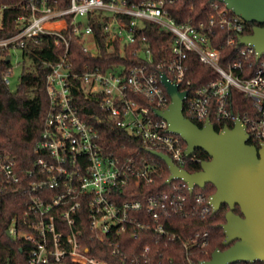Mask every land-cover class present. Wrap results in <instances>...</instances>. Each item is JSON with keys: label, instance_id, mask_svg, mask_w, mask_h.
<instances>
[{"label": "built area", "instance_id": "2783aa9c", "mask_svg": "<svg viewBox=\"0 0 264 264\" xmlns=\"http://www.w3.org/2000/svg\"><path fill=\"white\" fill-rule=\"evenodd\" d=\"M130 2L70 0L68 7L59 8L50 0H21L16 4L21 9L16 33L0 38V66L3 62L10 66L2 77L8 89L15 69L13 52L22 53L28 42L37 43L43 38L53 39L55 47L64 51L58 62L46 64L50 68L46 82L49 107L43 133L35 144L32 166L22 170L9 151L0 150V195L18 188L27 196L25 211L15 215L7 229L10 238L28 248L25 264H120L91 255V247L96 244L128 264H163L152 250V236L175 242L180 238L167 225L171 219L180 215L205 218L213 213L211 197L197 194L189 199L182 188L190 189L181 180L173 181L170 191L145 199H126L134 195V190L154 182L156 166L144 156L123 158L110 149L99 132L79 114L73 95L76 81L86 95L100 97L109 121L135 139L140 152L164 153L180 169L198 159L195 153L191 157L186 155L184 139L169 131L168 122L156 113L165 112L171 104L163 74L180 92L187 93L183 104L186 118L200 127L209 120L214 127H220L217 132L240 120L246 126L248 143L258 148L264 144V55L258 58L254 47L238 45L245 36V21L219 1L212 4L214 15L207 25L210 27L203 22L195 25L193 20L176 23L168 10L173 0ZM8 7H0V27ZM91 18L103 22L109 52L115 51L116 43L122 54L136 46L133 55L142 59L140 64L120 63L107 70L84 64L81 70L74 71L70 58L73 41L83 44L85 54L100 55ZM146 23L174 36L169 56L158 64L141 33ZM213 26L230 31L228 45L238 47V57L228 68L220 65V51L212 47ZM190 53L218 75L217 80L194 93L187 88L190 82L185 86ZM252 59L258 65L252 67L251 76L245 77V63ZM233 90L251 101L250 113L241 117L231 111ZM132 94L149 105L131 99ZM198 239L206 245L208 234L191 238L185 242V249L188 251ZM127 240H146L147 245L129 253ZM169 263L173 264V260ZM188 264H193L190 259Z\"/></svg>", "mask_w": 264, "mask_h": 264}, {"label": "trees", "instance_id": "16d2710c", "mask_svg": "<svg viewBox=\"0 0 264 264\" xmlns=\"http://www.w3.org/2000/svg\"><path fill=\"white\" fill-rule=\"evenodd\" d=\"M20 1L0 0V7L2 5L9 6L3 14L0 38H7L16 33V19L21 13V9L16 4H19ZM50 1L59 8H66L70 4V0ZM141 1L143 0H131L130 3H140ZM213 3V0H173V4L168 6V10L170 16L178 24L193 20L195 25L203 22L207 26L210 25L211 16L214 15ZM91 21L94 24L100 55L94 57L85 54L83 44L79 40L73 41L70 48V58L74 63V71L81 70L84 64H88L92 68L98 66L104 70L120 63H126L129 66L140 64L142 59L133 55L136 46H130L126 53L122 54L118 43H116L115 51L109 52L106 47L107 34L103 22H95L94 18H91ZM255 26L257 24L244 22L243 35H251ZM141 33L152 49L155 64L169 56L168 50L174 41V36L171 33L162 30L153 23H146ZM210 36L212 47L220 51V65L223 68H228L238 57V47L228 45L232 33L219 26H213ZM63 54V49L55 47L54 40L51 38L40 39L37 43L28 42L27 48L22 52L25 64L19 78L20 84L14 93L3 84L2 80L10 66L6 62L0 66V150L9 151L16 158L22 170H27L32 166L35 160V144L40 139L46 123L49 107L46 82L50 73V68L46 67V64H55L62 58ZM187 65L189 70L186 74L185 86H187V82L191 83L187 87L190 93H194L202 86L218 79L217 73L210 67L202 65L193 53L189 54ZM257 65L255 59L246 62L244 66L245 77L251 76L253 74L252 67ZM73 95L79 114L99 132L112 151L123 158L144 156L148 162H152L156 166L157 173L154 175V182L150 185L144 184L141 190H134V195L126 196V199L128 197V199L141 197L145 199V197L172 189L175 182L167 184L170 171L166 163L153 155L152 151L140 152V144L135 139L113 126L109 121L108 112L101 107L100 97L86 95L81 90L79 81L75 82ZM130 98L149 105L146 100L137 95L132 94ZM231 102V111L236 116L242 117L251 112V101L238 90L232 91ZM212 121L214 122L213 118ZM229 127L231 128L232 125L229 124ZM215 129L219 131L220 127L216 124ZM195 156L198 161L187 162L184 166V169L190 173L201 171L202 163L210 160L209 156L201 150L196 151ZM182 189L186 197L191 200L197 194H203L209 198L216 192L212 185H207L204 189L197 188L194 192H190L184 186ZM25 197H27L26 194L18 188H12L4 195H0V264H25L27 260L28 248L25 243L14 240L7 235L11 220L15 215L23 214L25 211ZM228 211L229 208L223 206L218 213H211L205 218L199 215L190 218L180 215L171 219L167 225L173 233L178 234L180 239L175 242H167L162 238L152 236L150 243L154 253H158V260L162 261L163 264H170V259L173 260V264H188V259H190L193 264H201L210 261L212 254L217 249L225 251L228 247L223 244L225 240L223 225L226 223ZM235 212L241 214L240 208L236 207ZM206 233L208 234L206 245L198 239V243L188 251L185 249V242L198 234L203 236ZM126 244V251L130 253L134 248H136L135 251L144 249L147 241L127 240ZM91 255L107 261H119L120 264H128V262H123L112 256L110 251L99 244L91 247ZM255 264H264V262H256Z\"/></svg>", "mask_w": 264, "mask_h": 264}, {"label": "water", "instance_id": "95a60500", "mask_svg": "<svg viewBox=\"0 0 264 264\" xmlns=\"http://www.w3.org/2000/svg\"><path fill=\"white\" fill-rule=\"evenodd\" d=\"M227 5L247 23L257 24L251 35L240 38L239 46H252L258 58L264 55V0H213ZM10 58L7 59L9 62ZM162 82L171 97L165 112L157 115L169 124V131L180 135L187 144L186 155L204 151L210 158L202 163V170L190 173L177 167L171 158L156 151L152 154L163 160L170 171L167 184L181 180L193 192L207 185L215 187L211 196L213 213L223 206L229 211L223 225L225 251L217 249L210 261L201 264H238L264 262V144L260 148L248 143L246 126L240 120L233 127L217 132L208 120L203 127L186 118L183 112L186 92L165 74ZM240 208L241 214L235 212Z\"/></svg>", "mask_w": 264, "mask_h": 264}, {"label": "rangeland", "instance_id": "374dc122", "mask_svg": "<svg viewBox=\"0 0 264 264\" xmlns=\"http://www.w3.org/2000/svg\"><path fill=\"white\" fill-rule=\"evenodd\" d=\"M13 54H14L13 65L15 69L13 71V75L11 76V81H12L11 91L14 93L17 91V88L20 84L19 78L25 63L21 52L19 51L13 52Z\"/></svg>", "mask_w": 264, "mask_h": 264}]
</instances>
